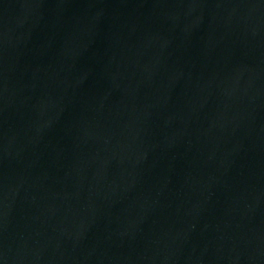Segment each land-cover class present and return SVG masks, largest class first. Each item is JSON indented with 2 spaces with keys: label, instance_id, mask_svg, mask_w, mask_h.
I'll return each mask as SVG.
<instances>
[{
  "label": "water",
  "instance_id": "95a60500",
  "mask_svg": "<svg viewBox=\"0 0 264 264\" xmlns=\"http://www.w3.org/2000/svg\"><path fill=\"white\" fill-rule=\"evenodd\" d=\"M0 264H264V0H0Z\"/></svg>",
  "mask_w": 264,
  "mask_h": 264
}]
</instances>
